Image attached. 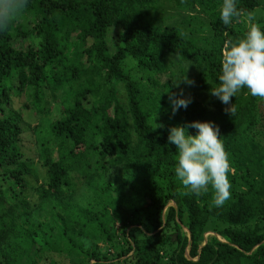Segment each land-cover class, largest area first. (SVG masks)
<instances>
[{"label":"trees","instance_id":"16d2710c","mask_svg":"<svg viewBox=\"0 0 264 264\" xmlns=\"http://www.w3.org/2000/svg\"><path fill=\"white\" fill-rule=\"evenodd\" d=\"M166 3L28 0L0 31V264H264V99L241 89L230 116L211 95L248 14L264 26V0H237L227 26L221 0H190L170 19ZM184 77L198 99L173 114L169 97L193 92ZM22 96L41 119L61 103L36 158L12 107ZM192 121L219 128L231 167L221 207L211 186L194 195L174 175L168 129ZM37 161L46 177L32 186Z\"/></svg>","mask_w":264,"mask_h":264},{"label":"clouds","instance_id":"9594fccd","mask_svg":"<svg viewBox=\"0 0 264 264\" xmlns=\"http://www.w3.org/2000/svg\"><path fill=\"white\" fill-rule=\"evenodd\" d=\"M28 0H0V31L6 30L11 22L24 10ZM241 16L237 0H221L219 20L230 25ZM248 26L245 35L236 43H229L222 51L219 84L211 89V95L221 104L230 105L225 111L233 116L234 104L231 98L241 89L249 95L264 99V26L256 22L253 13L247 16ZM131 60V58H129ZM135 63L134 60L131 61ZM192 84L186 77L178 82ZM177 82V83H178ZM172 113L187 108L190 98L170 96ZM157 127H163L156 124ZM196 129L189 134L187 129ZM167 143L175 146L177 161L174 175L181 185L194 195L206 193L209 186L214 191L211 206L221 207L231 196L230 162L219 136V128L213 121H192L186 125L171 126L168 129Z\"/></svg>","mask_w":264,"mask_h":264},{"label":"rangeland","instance_id":"374dc122","mask_svg":"<svg viewBox=\"0 0 264 264\" xmlns=\"http://www.w3.org/2000/svg\"><path fill=\"white\" fill-rule=\"evenodd\" d=\"M177 2L179 5L176 6ZM190 2V0H169V4L166 3V8L163 10L164 15L162 16H166L168 13V15L166 16V18H169L174 16L175 14L178 16L185 5H187V3ZM170 14H174L169 16ZM127 70L130 72L131 76L134 78H138V73H137V69L135 67V64H132L131 61L129 60L127 62ZM190 81H192L193 83L191 84L193 87V92L189 89L188 91V98H195L198 99V89L196 88V85L194 83L193 80L190 79ZM120 89L122 90V86L120 87ZM122 97H123V93H122ZM12 107L16 110H21L24 114V144H25V151L31 155L32 157H37V132L38 129L42 128V122L43 120H49L52 121L55 118L60 116V112H59V108L61 107V103L57 102L55 104H53L52 106V112L50 113V115L44 119H41L39 116H36L31 110H26L24 108V105L27 103V98L25 96L22 97H13L12 98ZM48 122L45 123V126L47 125ZM36 167H38V173H37V178L35 177H30L29 178V182L31 183L32 186H37L40 185L41 182H43L45 180L46 177V173L45 170L42 169V167L40 166L39 162H36ZM32 200L36 199L35 193L32 194L31 196ZM211 236H216L218 239H220L215 233H208L206 235V240L208 237ZM45 264V263H43Z\"/></svg>","mask_w":264,"mask_h":264},{"label":"water","instance_id":"95a60500","mask_svg":"<svg viewBox=\"0 0 264 264\" xmlns=\"http://www.w3.org/2000/svg\"><path fill=\"white\" fill-rule=\"evenodd\" d=\"M189 238H191L190 234H189ZM204 245H205V243H204Z\"/></svg>","mask_w":264,"mask_h":264}]
</instances>
